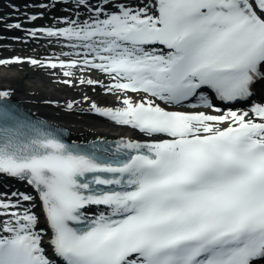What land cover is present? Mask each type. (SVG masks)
<instances>
[{"label":"snow or ice","instance_id":"obj_1","mask_svg":"<svg viewBox=\"0 0 264 264\" xmlns=\"http://www.w3.org/2000/svg\"><path fill=\"white\" fill-rule=\"evenodd\" d=\"M76 6L88 19L28 32L70 42L68 60L0 64L26 62L68 87L105 89L121 106L91 109L149 139L114 151L69 144L0 104V176L36 193L0 195V264H264V104L215 103L250 101L264 81V0ZM8 96L0 91V102Z\"/></svg>","mask_w":264,"mask_h":264},{"label":"bare ground","instance_id":"obj_2","mask_svg":"<svg viewBox=\"0 0 264 264\" xmlns=\"http://www.w3.org/2000/svg\"><path fill=\"white\" fill-rule=\"evenodd\" d=\"M133 1V0H132ZM102 0H92L90 3L100 4ZM134 2L129 3H136ZM82 6H76V0H7L0 5V25L3 30L16 31L17 35H3L0 33V59L14 60L19 57L23 60L35 58L47 62L48 56L38 57V55H49L47 50L52 48L44 47L50 43L34 42L26 47L24 40L28 39V32L32 30L31 22L24 19L37 15L36 21L45 22H65L79 17L81 20L88 19L89 14L83 12ZM81 14H77L78 12ZM21 23L22 28L17 30L10 27L11 24ZM1 29V27H0ZM7 34V33H4ZM49 48V49H48ZM64 49V48H60ZM54 58V57H53ZM52 55L50 59H53ZM23 63L0 64V91H8L9 95L26 104L31 111L46 117L58 125L66 127L73 136L85 138L90 136L122 137L147 141L149 138L138 130L129 126L118 125L107 117H103L91 109V104L95 103L100 108L120 107L119 97L113 96L101 87L76 85L74 90L71 87L60 83L63 77L48 70L34 72L23 68H17ZM34 67V66H33ZM38 68V67H37ZM39 69V68H38ZM27 70V71H26ZM89 78L99 79L98 75L87 74ZM26 89H33L26 92ZM37 94V95H36ZM41 95V97H38ZM87 97V99H85ZM73 104L72 109L67 108V104ZM181 111V110H180ZM2 180V179H0ZM0 195L11 194L12 192H27L19 183H0ZM33 209L40 217V228L45 230L43 213L40 205L36 201ZM98 214V209L93 211ZM48 232V231H47ZM48 236L50 237L49 233ZM47 247V244H46ZM48 255L52 257V249L47 248ZM55 258V257H53Z\"/></svg>","mask_w":264,"mask_h":264},{"label":"rangeland","instance_id":"obj_3","mask_svg":"<svg viewBox=\"0 0 264 264\" xmlns=\"http://www.w3.org/2000/svg\"><path fill=\"white\" fill-rule=\"evenodd\" d=\"M60 53V52H59Z\"/></svg>","mask_w":264,"mask_h":264}]
</instances>
